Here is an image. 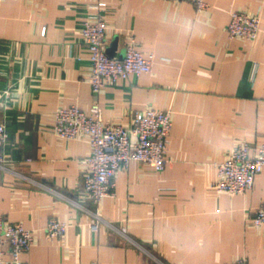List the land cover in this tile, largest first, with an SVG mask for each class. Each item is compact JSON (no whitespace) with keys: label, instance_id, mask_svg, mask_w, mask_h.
I'll use <instances>...</instances> for the list:
<instances>
[{"label":"crops","instance_id":"obj_1","mask_svg":"<svg viewBox=\"0 0 264 264\" xmlns=\"http://www.w3.org/2000/svg\"><path fill=\"white\" fill-rule=\"evenodd\" d=\"M204 1L196 9L190 0H0V89L10 90L0 106L8 132L0 214L33 231L22 264H221L238 256L264 264V224L249 222L264 205V165L242 192L211 184L233 142L264 137V0ZM232 9L258 13L255 38L228 37ZM98 13L105 45L116 36L113 56L131 35L155 58L148 72L95 94L81 27ZM95 97L109 122L127 124L146 106L171 119L164 168L129 162L97 203L83 188L88 138L53 130L59 105L88 111ZM94 209L114 228H91ZM52 216L69 225L48 239Z\"/></svg>","mask_w":264,"mask_h":264},{"label":"built area","instance_id":"obj_2","mask_svg":"<svg viewBox=\"0 0 264 264\" xmlns=\"http://www.w3.org/2000/svg\"><path fill=\"white\" fill-rule=\"evenodd\" d=\"M196 9L205 7L204 0H190ZM104 2H98V5ZM228 37L241 36L253 39L259 31V15L244 10L232 9L226 23ZM45 27L42 28L44 32ZM106 24L97 14L95 20H85L81 27V37L89 50L91 71L87 78L93 92L98 94L106 84L117 82L128 74L148 72L155 58L152 51L142 53L134 46V38L128 35L123 45L121 57L110 56L105 45ZM9 88L0 89V106L7 104ZM171 126L168 110L146 106L131 112L127 124L109 122L102 118V107L97 97L86 111L75 103L59 105L54 112L53 130L64 138L85 135L91 152L85 157L87 171L83 178V188L90 199L97 203L104 195L113 193V174L118 168H125L136 161L150 165L155 170L164 168L168 161L167 144ZM8 132L0 121V166L5 167V143ZM264 165V137L251 144L245 140L233 142L224 157L215 163V178L212 187L216 191L242 192L252 184L254 175ZM74 201V200H72ZM74 203H77L74 201ZM93 219L90 226L97 229L105 220L96 209L90 210ZM251 224H264V205L251 210ZM68 222L55 216L48 218L44 231L48 239L62 237ZM33 241V231L20 221H7L0 214V264H22L20 255L28 250ZM8 256H5V254ZM90 264H99L96 261ZM221 264H247L244 256Z\"/></svg>","mask_w":264,"mask_h":264},{"label":"water","instance_id":"obj_3","mask_svg":"<svg viewBox=\"0 0 264 264\" xmlns=\"http://www.w3.org/2000/svg\"><path fill=\"white\" fill-rule=\"evenodd\" d=\"M115 45H116V36L114 35L111 42L106 46V52L110 56H113V50L115 49ZM122 54H123V49H122V52L118 55V57H121Z\"/></svg>","mask_w":264,"mask_h":264}]
</instances>
